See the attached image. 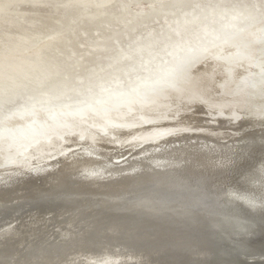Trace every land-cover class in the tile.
Returning <instances> with one entry per match:
<instances>
[{"label":"bare ground","instance_id":"bare-ground-1","mask_svg":"<svg viewBox=\"0 0 264 264\" xmlns=\"http://www.w3.org/2000/svg\"><path fill=\"white\" fill-rule=\"evenodd\" d=\"M47 1L0 0V124L15 134L0 133V264H264V77L246 89L221 85L264 69V26L167 70L148 96L141 83L102 89L78 112L66 101L74 52L57 27L74 19L49 25L21 8ZM93 2L55 9L85 15ZM213 108L208 118L220 114L222 128L191 131ZM140 113L152 122L139 124ZM133 120L138 127L107 126ZM231 122L238 134L227 137ZM110 148L131 156L113 163Z\"/></svg>","mask_w":264,"mask_h":264},{"label":"rangeland","instance_id":"rangeland-1","mask_svg":"<svg viewBox=\"0 0 264 264\" xmlns=\"http://www.w3.org/2000/svg\"><path fill=\"white\" fill-rule=\"evenodd\" d=\"M68 2L69 0H48L38 3L35 7L22 5L21 8L26 11L27 16L36 10L42 18H50L49 25L56 23L59 18L62 19L61 15L63 20L74 19L72 25L67 23V26L57 27H61V34L68 39L67 50L72 52L73 49L74 52L66 67L68 72L66 89H69L70 94L66 101L75 100L72 108L78 112H81L83 107H90L96 103L97 98L106 96V93L101 95L102 89L110 93L117 90L128 92L131 85L141 83V95L148 96L162 86L159 82L162 81V75L167 70L181 72L187 66L196 63L203 55L235 39L239 33L258 25L264 26V0H185L177 5L171 0H160L162 4L153 7L145 0L131 7L127 0H111L107 5H103L102 0H94L85 15H80L76 8L71 11L73 13L55 9V6L61 8ZM99 8H103V13L93 20L90 19ZM251 68L249 66L248 73L239 78L234 75L233 79H230V84L223 82L221 85L225 89L236 86L240 87H236L237 89L244 87L246 89V86L247 88L249 85L253 86L252 78L264 77V69L250 72ZM116 100V96H113L109 100L110 104L117 103ZM201 101L207 102L203 97ZM23 104L30 105L29 101L14 102L3 110L5 114H9L17 108H23ZM107 107L108 105H102L105 111H108ZM184 110L180 113L187 112L188 115L189 112V114L196 112L194 107L191 110L187 108ZM214 110L213 108L212 112L205 111L206 114L199 115L200 118L204 116L205 118L201 119L205 121L207 119V122L202 125L203 128L199 126L201 129L196 127L197 129L191 128V131L222 128L219 123L213 122L216 118H220V114L208 118L213 116V112H216ZM235 114L236 112L232 116ZM139 116L140 123L133 120L127 124L119 122L109 123L107 126L138 127L139 124H149L153 120L143 113ZM232 124L231 122V125L225 129L227 137L238 134ZM102 127L106 129V126L88 124L87 129L102 132ZM166 128H169V132L176 130L173 129L174 127ZM6 132L15 136L10 128L1 125L0 133ZM112 139L114 140V136ZM23 144L25 147L26 143ZM109 144H113L110 145L113 147L116 145ZM117 145V148L120 147L119 144ZM125 148H110V152L115 156L112 158L113 163H116L115 160H125L131 156L129 154L123 157Z\"/></svg>","mask_w":264,"mask_h":264},{"label":"water","instance_id":"water-1","mask_svg":"<svg viewBox=\"0 0 264 264\" xmlns=\"http://www.w3.org/2000/svg\"><path fill=\"white\" fill-rule=\"evenodd\" d=\"M196 78H195V80H193L194 81V83H195V85H198L199 83H200V80H198V77L197 76H195ZM242 120V119H241ZM220 121H218V123H219ZM239 122L241 123L242 121H240L239 120ZM253 129H256L255 127L253 128Z\"/></svg>","mask_w":264,"mask_h":264}]
</instances>
